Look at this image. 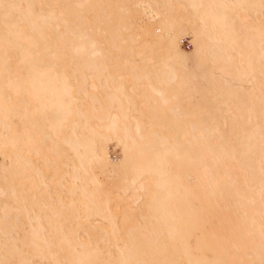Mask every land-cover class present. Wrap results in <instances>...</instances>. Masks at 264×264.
I'll return each mask as SVG.
<instances>
[{
    "label": "bare ground",
    "instance_id": "obj_1",
    "mask_svg": "<svg viewBox=\"0 0 264 264\" xmlns=\"http://www.w3.org/2000/svg\"><path fill=\"white\" fill-rule=\"evenodd\" d=\"M0 264H264V0H0Z\"/></svg>",
    "mask_w": 264,
    "mask_h": 264
},
{
    "label": "rangeland",
    "instance_id": "obj_2",
    "mask_svg": "<svg viewBox=\"0 0 264 264\" xmlns=\"http://www.w3.org/2000/svg\"><path fill=\"white\" fill-rule=\"evenodd\" d=\"M137 22H138V25H140L141 27H150V26H153L156 24V20H157V16L154 14V12L152 11V8L151 6H149L148 4H143L142 6L139 5L137 7ZM157 26V25H155ZM142 30V28L140 29ZM187 38L189 40L188 42V46L186 45L185 42H181L184 38ZM142 39L141 38V35H138V34H135L133 39ZM180 46H181V49L185 52V53H188V54H191L192 52V43H191V40H190V37L188 35H183L180 39ZM203 67H195L193 69V72L195 74V77H194V80L198 83V84H205V80L202 78L201 76V71H202ZM187 70L189 71L190 68H187ZM120 148L119 147H110L108 149V159L111 161V162H116L119 158V155H120ZM93 172H95L98 177L104 182L106 183V186L108 185L107 183V177H106V174L104 173V171L102 170H99L98 168H95L93 169ZM13 183V182H12ZM132 196V190L128 191L127 194H126V199H130V197ZM128 202H130V200H128ZM114 204H116L115 202H113ZM116 206V205H114ZM119 209L121 208H117V209H113L114 211H118Z\"/></svg>",
    "mask_w": 264,
    "mask_h": 264
},
{
    "label": "built area",
    "instance_id": "obj_3",
    "mask_svg": "<svg viewBox=\"0 0 264 264\" xmlns=\"http://www.w3.org/2000/svg\"><path fill=\"white\" fill-rule=\"evenodd\" d=\"M181 42H185L186 45L188 46V42H189V40L185 37Z\"/></svg>",
    "mask_w": 264,
    "mask_h": 264
}]
</instances>
